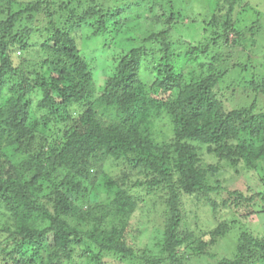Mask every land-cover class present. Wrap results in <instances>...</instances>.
<instances>
[{"label": "clouds", "instance_id": "obj_1", "mask_svg": "<svg viewBox=\"0 0 264 264\" xmlns=\"http://www.w3.org/2000/svg\"><path fill=\"white\" fill-rule=\"evenodd\" d=\"M0 264H264V0H0Z\"/></svg>", "mask_w": 264, "mask_h": 264}, {"label": "trees", "instance_id": "obj_2", "mask_svg": "<svg viewBox=\"0 0 264 264\" xmlns=\"http://www.w3.org/2000/svg\"><path fill=\"white\" fill-rule=\"evenodd\" d=\"M57 79H59V78H57ZM65 87H66V88H71L72 85H71L70 83H66V84H65ZM66 135H68V134H66ZM70 135H71V137H72L73 139H71V140H65V144H66V145L69 144V143L75 145V144L81 139V136L78 135L75 131H73ZM35 179H36V178L34 177V180H35Z\"/></svg>", "mask_w": 264, "mask_h": 264}]
</instances>
